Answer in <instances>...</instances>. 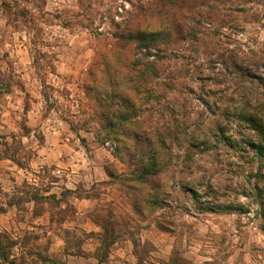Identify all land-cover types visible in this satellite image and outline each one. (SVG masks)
<instances>
[{"label": "rangeland", "instance_id": "1", "mask_svg": "<svg viewBox=\"0 0 264 264\" xmlns=\"http://www.w3.org/2000/svg\"><path fill=\"white\" fill-rule=\"evenodd\" d=\"M157 1L0 0V264H264L255 135L221 116L264 103V0L219 16L203 8L198 25L187 20L190 40L157 65L160 99H142L139 119L165 142L161 206L137 213L148 188L104 172L128 168L82 85L118 36L168 26L148 12ZM221 56L243 59L262 84Z\"/></svg>", "mask_w": 264, "mask_h": 264}, {"label": "trees", "instance_id": "2", "mask_svg": "<svg viewBox=\"0 0 264 264\" xmlns=\"http://www.w3.org/2000/svg\"><path fill=\"white\" fill-rule=\"evenodd\" d=\"M157 2L159 7H151L148 12L158 17L161 22L166 21L168 26L152 31H129L118 36L117 50L98 54L82 85V90L96 114L103 140L115 144L114 157L128 168L126 176L117 174L112 166H105L104 172L110 179L129 184L127 187L136 185L148 188L146 197L134 205L139 214L143 207L161 206L159 178L165 165L162 150L165 142L162 138H154L151 130L144 127L139 119L142 99H160L152 87L153 80L158 79L157 65L166 58L175 42L190 40L194 25H198L200 19L206 16L203 8L207 12L216 10V15L219 16L220 13L231 11L229 7L219 11L220 6L225 7L227 3L238 4L240 0ZM192 17L190 22L194 25L191 28L187 20ZM127 49H130L129 55L125 54ZM215 62H220L223 67L231 69L238 78L247 80L250 84L260 81L247 66L243 68V59L240 57L226 59L221 56ZM236 110L233 113L225 110L221 116L227 122L237 119L255 135V140L248 142L253 152L251 159L258 161L260 171L264 170V103L247 104ZM190 193L199 202L200 196L195 191ZM101 229L105 234V227L101 226Z\"/></svg>", "mask_w": 264, "mask_h": 264}, {"label": "built area", "instance_id": "3", "mask_svg": "<svg viewBox=\"0 0 264 264\" xmlns=\"http://www.w3.org/2000/svg\"><path fill=\"white\" fill-rule=\"evenodd\" d=\"M124 9H127V7H123ZM118 13L121 14L122 13V9H118ZM115 20H117V18H115Z\"/></svg>", "mask_w": 264, "mask_h": 264}]
</instances>
